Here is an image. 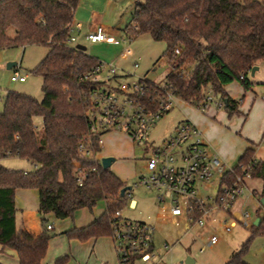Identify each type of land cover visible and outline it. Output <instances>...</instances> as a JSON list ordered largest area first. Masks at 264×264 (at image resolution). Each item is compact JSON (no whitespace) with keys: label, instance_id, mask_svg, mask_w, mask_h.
Returning <instances> with one entry per match:
<instances>
[{"label":"trees","instance_id":"16d2710c","mask_svg":"<svg viewBox=\"0 0 264 264\" xmlns=\"http://www.w3.org/2000/svg\"><path fill=\"white\" fill-rule=\"evenodd\" d=\"M78 3L0 0V50L46 49L32 70L41 79L42 99L8 92L0 113V246L14 251L19 264H41L52 237L45 224L48 215L65 220L103 203V213L87 226L65 232L69 240L83 243L111 236L113 216L129 200L128 192L120 195L127 185L95 158L101 152L98 138L106 132L90 129V95L101 87L90 74L101 62L67 43ZM124 32L130 40L148 35L165 44L162 58L170 71L163 84L179 101L199 110L210 92L214 101L224 102L231 117L239 115V102L231 100L224 88L236 82L244 92L250 91L253 84L248 75L264 61V0H137ZM141 83L145 94L140 102L151 104L149 99L160 87L147 80ZM36 117L42 119L39 132L34 126ZM81 143L91 150L90 158L78 153ZM5 158L25 160L32 170L7 169L1 164ZM245 172L264 181V162L255 159V147L244 152L220 185L232 184ZM18 189L38 194L41 232L37 236L16 226L14 194ZM260 223L250 228L248 240L224 264H247L242 258L251 238L264 235V218ZM136 259L131 257L128 264Z\"/></svg>","mask_w":264,"mask_h":264},{"label":"rangeland","instance_id":"374dc122","mask_svg":"<svg viewBox=\"0 0 264 264\" xmlns=\"http://www.w3.org/2000/svg\"><path fill=\"white\" fill-rule=\"evenodd\" d=\"M137 0H79L75 11L76 18L82 17L85 21V14H95V18L100 20V26L107 30V34L111 36L115 42L90 44L84 40L82 32L76 31L75 37L78 38V43L85 47L84 52L98 61L109 64L112 63L117 70V78L111 79L113 86L118 85H134L139 80H147L155 85H162L165 82V77L170 71V67L166 63L162 55L166 49L163 42H157L151 39L148 35H142L130 40L124 30L131 23L135 13ZM85 11L87 13H85ZM88 23L83 22V31L86 30ZM12 33H10L11 35ZM123 50H129L130 53L124 60L120 59V53ZM46 53V49L41 46H27L24 48L16 47L0 50V113L3 110V104L8 92H18L29 95L37 100L42 99L41 79L34 75L32 70L37 66ZM9 63H16L17 66L12 69H7ZM258 71L254 77L250 74L248 79L252 82V91L258 99L264 101V61H260L257 65ZM18 72L21 75H27L26 82H12L10 77ZM108 73L102 72L99 79L105 80ZM248 91V92H251ZM124 97V96H123ZM241 98V95H240ZM122 99V97L120 98ZM181 102V101H180ZM182 103H178L172 109L164 114L150 131L148 145H158L164 136L172 134L175 129L174 125L185 118L181 107ZM213 107V106H211ZM216 109V107H214ZM196 109V108H194ZM197 110V109H196ZM225 112L224 109H216ZM199 112H202L198 110ZM205 113V112H202ZM230 120H216V123L224 129L228 134V138L244 140L243 132H250L254 135L258 125V120L255 118L251 121V127L242 128V122L237 120L236 115L231 116ZM34 126L39 132L42 126V119L36 117ZM242 129V130H241ZM248 132V133H249ZM119 133V132H118ZM123 134V133H122ZM125 135V134H124ZM127 136V135H126ZM129 138V136H127ZM227 138V139H228ZM130 139V138H129ZM131 140V139H130ZM133 149L132 155L128 158H113L114 162L111 168L119 176H121L126 185L131 187L135 184L140 175L145 173V161L141 159L143 156V148L136 145L132 140ZM256 149V157L258 160L264 161V142L258 139ZM258 147V148H257ZM107 157H99V160ZM238 161L233 164L237 165ZM1 164L10 170L31 171L32 166L25 160L19 158H5L1 160ZM229 166L228 164H226ZM232 167V168H233ZM228 168L225 166V170ZM262 180V179H261ZM252 188L254 181H246V184ZM260 183V182H259ZM214 180L212 185H216ZM264 181L262 180V183ZM255 185L259 189L261 186ZM247 186V185H246ZM213 187V186H212ZM204 185L198 188V197L204 202H211L214 195V188ZM254 195V196H253ZM246 187L237 200L229 208L230 214H225L219 211L212 212L210 220L204 226H192L189 231H185L183 227L175 225L170 221H163L158 217L159 209L154 211L153 218H146L145 213L149 212L152 200L155 198V193L146 190L143 187L133 188L131 190V199L121 210V216L128 221H146L153 228L152 245L154 254L153 258L148 262L135 261L134 264H184L187 258L194 261V264H224L228 261L231 254L237 250L248 240L250 236V228L256 219L264 217V206L260 204V195ZM264 198V194H263ZM131 201H135L136 205L131 208ZM264 201L261 200V203ZM14 203L17 209L16 217L19 222L21 213L32 214L34 219L40 223V216L37 213L38 196L35 190L18 189L14 194ZM150 209V208H149ZM104 211L102 203H99L91 212L87 209H81L74 213L72 218L58 220L52 215L46 217V223L53 226V230L49 231L52 236L50 239V247L52 251L59 249L60 242L57 238H64L65 247H67L68 238L61 229L74 226L85 225L98 217ZM149 216L152 214L147 213ZM248 217L245 219L244 215ZM226 220V226L232 222L234 226L230 232L224 230L223 222ZM150 222V223H149ZM244 223L247 225L245 226ZM261 223L258 225V227ZM63 231V230H62ZM211 236L216 237L217 241L209 245ZM55 240V241H54ZM71 241V240H70ZM167 245V248L165 247ZM8 255V254H7ZM7 259L11 257L7 256ZM63 260V264L68 263V258L63 257L58 261ZM242 260L247 264H264V235L255 234L248 245V250ZM54 264H58L57 261Z\"/></svg>","mask_w":264,"mask_h":264},{"label":"built area","instance_id":"2783aa9c","mask_svg":"<svg viewBox=\"0 0 264 264\" xmlns=\"http://www.w3.org/2000/svg\"><path fill=\"white\" fill-rule=\"evenodd\" d=\"M76 31H79L78 26L70 29L71 36L67 41L69 46H77V38L74 35ZM85 39L90 44L115 42L100 25L88 32ZM129 53V50H123L119 57L124 60ZM174 54H179L178 49ZM117 70L112 63L101 62L91 72V79L100 83L101 87L91 92L88 114L89 120L93 122L91 131L123 133L143 148L141 159L145 161V173L140 175L137 182L131 186V190L143 187L154 192L159 218L163 221H172L185 231H189L192 226H204L214 211L230 214L229 208L247 187L246 181L251 179L250 174L245 172L237 176L232 184L221 186L220 179L230 169L225 170L220 158L208 149L202 133L189 121L177 124L175 131L164 136L158 145H148L150 131L179 100L169 91L168 86L162 84L152 97L153 100L148 98L151 104L141 103L140 98L145 94L141 80L132 86L121 84L115 87L111 79L115 80L118 76ZM105 71L108 75L104 81L100 80V74ZM26 78V74L14 72L10 80L24 83ZM240 79H243V76H240ZM205 103V106L199 109L202 112L211 106L216 109L225 107L224 102L214 101L210 92H207ZM101 137L98 138L99 146L102 143ZM78 153L83 157L92 156L91 150L83 143L79 144ZM76 172L78 175L82 174L79 164L76 165ZM214 180L217 181L216 185H212ZM204 185L214 188L215 197L211 202L206 203L198 197V188ZM131 190L128 191L129 199ZM247 217L245 214L244 218ZM221 223L226 232H230L234 226L233 222L226 226V220ZM51 228L47 225L48 230ZM111 229L110 237L120 264H128L133 256L144 262L153 258V228L148 223L124 220L121 212H116ZM216 241V237L211 236L209 245ZM165 247L167 248V245Z\"/></svg>","mask_w":264,"mask_h":264},{"label":"crops","instance_id":"0c3cea01","mask_svg":"<svg viewBox=\"0 0 264 264\" xmlns=\"http://www.w3.org/2000/svg\"><path fill=\"white\" fill-rule=\"evenodd\" d=\"M85 13L87 12L85 11ZM83 16L84 18H86L84 19L85 21L81 20L82 17H78L76 18L77 21L76 24H75V16H74L73 26L79 27L78 32H82V36L86 41L85 39L86 34L90 32L95 26L100 25L99 22L100 20L95 18L94 13H90L89 15L85 14ZM83 22L88 23V26L86 27L85 31H83ZM104 30L107 33V30L106 29ZM77 45H81L78 43V38H77ZM224 90L231 100L235 102H239V107H238L239 115H236V118L237 120H240L242 122L241 126L244 129V131L245 129L248 130V128L251 127L250 125L252 119L255 118L256 120H258L259 123L257 125L254 135L252 133L250 134L248 130L249 133L243 132L244 140L242 141H239L238 139H234V138H228L227 137L228 134L224 131V129H222L216 123V120L223 121L225 119V121L227 122V119L230 120L232 118L228 115V112H226L225 108H223L225 112H222L216 110L214 107H209L206 111H204L205 113H202L199 112L198 109L196 110L190 105H187L180 101L178 103L183 104L181 109L183 110L185 118L179 120L173 126L174 127L173 129H175L177 124H179L181 121L191 122L202 133L203 139L207 143L210 152L215 153L220 158L224 166H226L228 169H231L233 167V164L240 159V157L244 154V152L248 148L258 146L259 144L258 139L261 140V142H264V101L263 99L262 100L258 99V97L255 95L256 93H254V91L252 90L251 92H244L241 86L236 82L227 85L224 88ZM101 142H102L101 152L96 156L97 159H99L100 156L101 157L110 156L114 158H128L132 155L133 143L126 135L122 133H118V132L105 133L101 137ZM256 153L257 152L255 149V159L258 160L256 157ZM258 161H262V160H258ZM226 164H228L229 166H227ZM110 170L122 182L126 184L125 180L121 176H119L116 172H114L111 167ZM250 181H254V186L250 188L247 183L246 185L248 190H251L252 195L254 192H256L257 195L255 196L259 197L260 195L261 200L264 201L263 198L264 184H261L262 180L260 178H251ZM259 184H261V186L258 189L257 185ZM255 185L257 187H255ZM261 200H260V204L261 206H264V202L261 203ZM135 205H136L135 201H132L130 206L131 208H134ZM149 208H148L149 212L147 213L152 214V216H149L147 213H145L146 218L148 219H150V217L153 218L154 211L158 210V203L156 202V198L152 200L151 206ZM158 217H159V213H158ZM258 219H260L261 221L262 218L258 217ZM91 221L92 220H90L89 223ZM141 222H146V221H141ZM89 223L85 225H80L78 227L65 226V228L61 229V233H64L68 229L70 230L72 228H83L87 226ZM16 226L34 236H37L41 232V226L39 222H37L34 219V216L32 214L21 213L19 217V222L16 217ZM51 227L52 228L50 231L53 230V226ZM56 241L60 242L59 249L52 251L49 245L50 244L49 241L46 254L42 259L41 264H54L55 261H58L63 257L68 258L67 264H120L118 260V256L116 254V250L114 248L113 240L111 239L110 236L92 238L83 243L77 240H71V241L68 240L67 247H65L66 242L64 238H57ZM152 250H153V246H152ZM7 256L11 257V259H7ZM135 261H139V259H136ZM0 264H19L16 253L8 248H2L0 246Z\"/></svg>","mask_w":264,"mask_h":264},{"label":"water","instance_id":"95a60500","mask_svg":"<svg viewBox=\"0 0 264 264\" xmlns=\"http://www.w3.org/2000/svg\"><path fill=\"white\" fill-rule=\"evenodd\" d=\"M76 49L84 51L85 47L81 46V45H77ZM16 66H17L16 63H9L7 65V69H12V68H14ZM257 71H258V67L257 66L253 67L252 70L249 73L250 76L254 77L255 72H257ZM225 104L227 105V101H225ZM113 162H114V159L113 158H108V157L107 158H102L100 160V163H101V166H102L103 169H110V167L113 164ZM130 190H131V187L126 186L120 191V195L124 196V194L126 192L130 191ZM259 224H260V219H256L255 222L253 223V226L257 227ZM184 264H194V261L191 260L190 258H187L185 260Z\"/></svg>","mask_w":264,"mask_h":264}]
</instances>
